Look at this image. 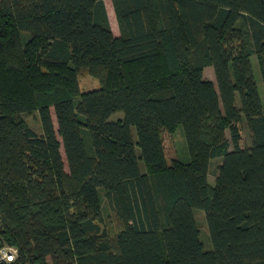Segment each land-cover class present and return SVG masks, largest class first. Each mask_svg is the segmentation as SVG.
I'll return each mask as SVG.
<instances>
[{
    "label": "trees",
    "instance_id": "1",
    "mask_svg": "<svg viewBox=\"0 0 264 264\" xmlns=\"http://www.w3.org/2000/svg\"><path fill=\"white\" fill-rule=\"evenodd\" d=\"M112 4L0 0V264H264V0Z\"/></svg>",
    "mask_w": 264,
    "mask_h": 264
},
{
    "label": "rangeland",
    "instance_id": "2",
    "mask_svg": "<svg viewBox=\"0 0 264 264\" xmlns=\"http://www.w3.org/2000/svg\"><path fill=\"white\" fill-rule=\"evenodd\" d=\"M105 5L107 6V11L109 15L108 17H110L109 21H110L112 31H114L113 33H117L119 28H118V22H117L115 13H114L112 0H105ZM251 62H252L255 81L257 84V88H258L259 97L261 99V102L264 108V85H263L262 76H261L259 65H258L255 55L251 56ZM213 74L214 73H213L212 67L205 68L204 76L206 78H209ZM78 81H79L80 90L82 92L100 87L99 79L91 76L85 70L80 71L78 75ZM212 81L215 83L214 77ZM120 116H122V113L117 112L116 114L112 116V118L115 119ZM52 117L56 123L53 110H52ZM26 120L31 127H33L37 132L40 133L41 127H40V123L38 121L37 116L30 115L26 118ZM244 135H245V140L247 142L248 133L245 131ZM162 138H163V143H164L165 155L169 162L174 158L180 159L182 161L188 160L189 153H188L186 140L184 138L183 130L181 126H179L173 133L164 131L162 133ZM221 161H222V157L213 158L211 160V168H210V173H209V182L211 184H214L215 182L214 177L216 174V163L219 164ZM195 216L197 218L198 226L200 228L201 238L204 244H207L209 246L210 239H209V235H208V231L206 227L205 212L200 209H195ZM100 226L103 229V231L111 237H113L116 234L117 230L119 229L118 220L114 212L110 208V206L107 204L106 199L104 198H103L102 221L100 222Z\"/></svg>",
    "mask_w": 264,
    "mask_h": 264
},
{
    "label": "built area",
    "instance_id": "3",
    "mask_svg": "<svg viewBox=\"0 0 264 264\" xmlns=\"http://www.w3.org/2000/svg\"><path fill=\"white\" fill-rule=\"evenodd\" d=\"M17 250L14 247L4 246L0 248V260L13 261L16 257Z\"/></svg>",
    "mask_w": 264,
    "mask_h": 264
},
{
    "label": "crops",
    "instance_id": "4",
    "mask_svg": "<svg viewBox=\"0 0 264 264\" xmlns=\"http://www.w3.org/2000/svg\"><path fill=\"white\" fill-rule=\"evenodd\" d=\"M106 9H107V6H106ZM107 13H108V11H107ZM108 16H109V15H108ZM109 18H110V17H109ZM113 32H114V31H113ZM119 34H120L119 30H118L117 33H114L115 36H118ZM213 77H214V74L211 75L208 79H209V80H213Z\"/></svg>",
    "mask_w": 264,
    "mask_h": 264
}]
</instances>
